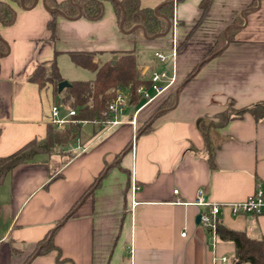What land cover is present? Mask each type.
<instances>
[{"label":"crops","instance_id":"crops-1","mask_svg":"<svg viewBox=\"0 0 264 264\" xmlns=\"http://www.w3.org/2000/svg\"><path fill=\"white\" fill-rule=\"evenodd\" d=\"M1 1L17 19L0 24L7 46L0 58V157L46 139L51 108L61 102L51 85L41 89L29 77L70 53H92L103 65L133 51L138 76L147 81L153 70L172 74V59L162 64L155 53L169 56L175 38L170 89L179 92L164 110L162 97L148 102L139 95L143 104L130 103L120 124L102 130L80 124L66 153L38 155L13 169L0 187V264L27 263L49 237L60 256L54 250L30 264H234L235 243L214 239L200 222L204 208L194 203L199 190L225 205L264 188V117L247 112L224 122L229 109L264 103V0H212L206 12L202 0H140L156 12L173 3L170 33L159 37L124 31L113 4L121 0H106L98 22L61 12L54 30L49 0L26 8ZM219 40L224 48L209 57ZM149 119L152 130L139 135ZM219 220L264 239V216L233 217L226 209Z\"/></svg>","mask_w":264,"mask_h":264},{"label":"trees","instance_id":"trees-1","mask_svg":"<svg viewBox=\"0 0 264 264\" xmlns=\"http://www.w3.org/2000/svg\"><path fill=\"white\" fill-rule=\"evenodd\" d=\"M22 6L32 7L35 0H13ZM106 0H72L58 4L55 0H49L48 6L52 8V19L49 22V28L55 29L56 19L59 13H63L68 18L81 15L87 21L98 22L105 16ZM212 0H202L200 8L206 12L211 6ZM119 24L124 31H143L147 37L165 36L170 33L169 27L173 17V3L164 5L159 12L153 9L142 8L140 0H121L113 1ZM17 19L16 10L6 2L0 0V24L3 26H12ZM232 32H228L227 39H232ZM224 42V41H223ZM224 48V43L219 40L211 49L209 57L216 56ZM7 46L0 38V58L6 52ZM73 62L82 68L88 69L95 74L93 81L71 82L69 88H65L59 93V84L65 79L62 77L61 71L56 59L39 65L37 69L30 75L29 81L38 84L41 89L43 85L50 84L54 86V93L59 96L64 111H76L74 117L77 121L87 120L100 121L99 129L104 127L102 122L106 120V112L109 101L115 96L116 91L120 87L128 88L131 84L132 100L131 104L135 109L143 104V99L137 94V89L145 85L149 87L147 81H143L138 76L137 60L135 53L126 52L116 58V64L113 61L99 65L95 62V55L87 52L70 53ZM194 74V73H193ZM192 74V75H193ZM122 87V88H123ZM174 93H168L165 103L171 99ZM177 95V92H176ZM167 108H161L164 110ZM252 113L257 120L264 117V103H259L242 110L229 109L225 116L224 122L232 118H239L245 113ZM80 124H69L66 127L58 128L54 124H50L47 129V137L44 141L33 140L18 150L16 153L8 157H0V187L5 182L9 173L17 166L32 162L38 155L52 156L60 149L67 148L68 140L74 131L79 133ZM152 130L151 121L139 131V135L146 134ZM102 178L99 177L98 181ZM218 234L223 240H229L236 245V254L234 264H264V239H251L244 232L234 231L218 224ZM50 236V235H49ZM45 244V245H44ZM41 250L32 255L30 261L39 255H46L57 250L54 246L52 238H47L40 244ZM39 251V252H38ZM60 259V258H59Z\"/></svg>","mask_w":264,"mask_h":264},{"label":"built area","instance_id":"built-area-1","mask_svg":"<svg viewBox=\"0 0 264 264\" xmlns=\"http://www.w3.org/2000/svg\"><path fill=\"white\" fill-rule=\"evenodd\" d=\"M176 2L177 0H174V3ZM177 25V20L174 19L172 24L174 31ZM155 57L162 64L166 63L169 58H171L173 61V68L172 74H170V71L166 69L151 71L147 82L150 84V89L154 91V95H151L149 90L143 85L137 89L138 95L143 96L148 102L164 94L176 82V39L174 38L173 50L169 56L165 55L164 53L157 52L155 53ZM128 89V93H126L124 90H118L114 98L109 102L107 112L105 114L106 120L102 122L104 128L120 124L118 117L122 115L130 106L131 87H128ZM62 108V105H53L51 108L50 122L51 124L56 125L58 128L66 127L69 124L89 123L88 121L75 120V110L67 111V113L63 115ZM137 114L138 112L135 113V116ZM175 193H178V191H175ZM194 204L204 208L205 211L200 216V222L206 228V230L212 234L213 238L216 239L218 237V224L220 223L219 219L222 212L226 209L230 211L233 217H238L241 215H254L258 217L264 216V188L259 184L255 193L249 196L245 201L225 205H218L209 202L206 199L204 190H199Z\"/></svg>","mask_w":264,"mask_h":264},{"label":"rangeland","instance_id":"rangeland-1","mask_svg":"<svg viewBox=\"0 0 264 264\" xmlns=\"http://www.w3.org/2000/svg\"><path fill=\"white\" fill-rule=\"evenodd\" d=\"M222 43H224V45H225V41L223 42L222 41ZM105 59V58H104ZM104 59H102V60H104ZM58 65H59V68H60V71H61V73L63 74V76L65 77V78H67V79H69L70 81H74V82H77V81H92L94 78H95V74L92 72V71H90V70H88V69H85V68H82V67H78V66H76L75 64H74V62H73V60L71 59V57L70 56H68V55H66L65 57H63V58H60L59 59V61H58ZM68 81V80H67ZM50 84H47V85H43V89L44 88H47L48 86H49ZM133 85L131 84L130 86H128L129 88L130 87H132ZM123 87V86H122ZM122 87H120L118 90H124V91H126V93H128L129 92V89L126 87V88H122ZM52 88H53V91H54V86H52ZM117 90V91H118ZM178 89L177 88H173L172 90L169 88L164 94H162L161 96H159V97H157V98H161V100H160V102L159 103H162L161 105H160V108H159V110L163 107V108H171V107H173L174 105H175V103H176V98H177V95H176V92H179V91H177ZM116 91V92H117ZM171 92L172 93H174L173 94V96L171 97V99L170 100H168L166 103H165V105L163 104L164 102V100L167 98V95H168V93L169 94H171ZM166 97V98H165ZM114 98V97H113ZM112 98V99H113ZM111 99V100H112ZM57 100L59 101V96H57ZM110 100V101H111ZM58 101H56V102H58ZM109 101V102H110ZM166 101V100H165ZM131 103V102H130ZM109 104V103H108ZM149 121H150V119H149ZM92 123L93 122H98L97 124L98 125H100L101 124V122L98 120V121H91ZM148 123V122H147ZM145 125H143V126H141L140 127V129H139V131L144 127ZM139 131H138V133H139ZM77 136H78V132L77 131H74L73 132V134H72V136L69 138V140H68V146H67V148H63V149H60L59 151H57V152H55L52 156H54V155H61V154H64V153H66L67 152V150H68V147H69V145L71 146L74 142H75V140H76V138H77ZM49 156V155H48Z\"/></svg>","mask_w":264,"mask_h":264},{"label":"water","instance_id":"water-1","mask_svg":"<svg viewBox=\"0 0 264 264\" xmlns=\"http://www.w3.org/2000/svg\"><path fill=\"white\" fill-rule=\"evenodd\" d=\"M24 7V6H23ZM25 8V7H24ZM81 16V15H80ZM122 27V26H121ZM123 29V28H122ZM171 29V23H170V27H169V30ZM114 64H115V62H114ZM71 86V83L70 82H68L67 80H64L63 82H61L60 84H59V89H58V91H59V93H61L65 88H69Z\"/></svg>","mask_w":264,"mask_h":264}]
</instances>
